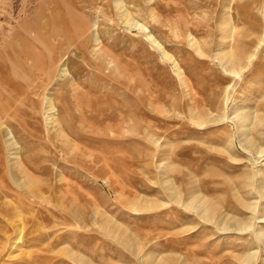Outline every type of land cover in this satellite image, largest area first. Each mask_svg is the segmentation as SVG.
Returning a JSON list of instances; mask_svg holds the SVG:
<instances>
[{
  "label": "rangeland",
  "instance_id": "obj_1",
  "mask_svg": "<svg viewBox=\"0 0 264 264\" xmlns=\"http://www.w3.org/2000/svg\"><path fill=\"white\" fill-rule=\"evenodd\" d=\"M255 233L264 0H0V264H264Z\"/></svg>",
  "mask_w": 264,
  "mask_h": 264
},
{
  "label": "bare ground",
  "instance_id": "obj_2",
  "mask_svg": "<svg viewBox=\"0 0 264 264\" xmlns=\"http://www.w3.org/2000/svg\"><path fill=\"white\" fill-rule=\"evenodd\" d=\"M230 61V60H229ZM226 68L228 69V70H230V68H228L227 66H226ZM196 210L197 211V209H198V207L197 206H194V207H192V210ZM203 209V208H202ZM200 212V211H199ZM203 213H204V210L202 211ZM201 213V212H200ZM205 216V215H204ZM209 217H211L210 215H207V218H209ZM205 218H206V216H205ZM206 218V219H207ZM226 229V228H225ZM237 230H242L241 228H240V226L238 227L237 226V228H236ZM247 229V228H246ZM249 229V228H248ZM228 230V229H227ZM232 230V229H231ZM234 231H235V229H234ZM258 233V232H257ZM257 233H255V238H256V242L258 243L259 241H262L263 240V238L264 237H262V235H260V234H257ZM257 247H259V246H257ZM262 249V248H261ZM263 255H264V247H263V250H262V252H261ZM252 259H254V261H255V255H254V253H250L246 258H245V260L241 263V264H249V262H250V260H252ZM259 259H261V257L259 258ZM257 260V259H256ZM255 264V263H254Z\"/></svg>",
  "mask_w": 264,
  "mask_h": 264
}]
</instances>
